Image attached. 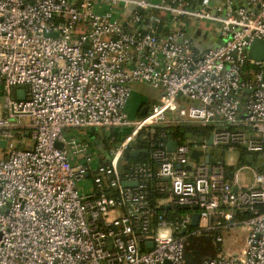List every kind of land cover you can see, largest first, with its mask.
Instances as JSON below:
<instances>
[{
	"label": "built area",
	"instance_id": "1",
	"mask_svg": "<svg viewBox=\"0 0 264 264\" xmlns=\"http://www.w3.org/2000/svg\"><path fill=\"white\" fill-rule=\"evenodd\" d=\"M191 28L231 37L195 45ZM254 40L264 41V0H0V264H188V236L214 232L222 244L237 228L243 248L201 264H264V61L245 51ZM138 84L162 94L131 122ZM131 125L109 160L74 135ZM187 125L212 129L182 142L161 133L142 150L147 162L122 161L141 131ZM212 149L245 156L233 170ZM151 192L166 197L158 206L192 212L167 221Z\"/></svg>",
	"mask_w": 264,
	"mask_h": 264
},
{
	"label": "trees",
	"instance_id": "2",
	"mask_svg": "<svg viewBox=\"0 0 264 264\" xmlns=\"http://www.w3.org/2000/svg\"><path fill=\"white\" fill-rule=\"evenodd\" d=\"M236 6L241 7L242 2L241 0H235ZM211 127H197V126H177L172 128H156L152 130H146L145 133H143V136L145 135L144 139H140L139 137L136 138V140L132 143L130 149L126 151L125 153V161L127 165L136 163V162H147L148 161V154L147 153H139L135 158L130 157L129 153L131 150H149V143L151 141H155L159 139V135L161 133H164L166 135V138L173 139L179 142L185 141L188 136H191L192 138L197 139H207L211 133ZM143 132V131H142ZM105 136V135H104ZM104 136H98V139L102 138ZM111 139L113 138V142H116L119 140L116 133L110 134ZM106 138H108L106 136ZM106 140V139H105ZM104 140V141H105ZM103 141V140H102ZM108 141V140H106ZM242 159L244 158L245 154L240 150L237 149ZM166 198L163 195L155 194L154 192L150 194L149 196V202L150 207L155 212V215H159L163 213L165 215V219L167 221H174L177 218H180L184 216L187 213L192 212V209L187 207H179V206H172L170 209H167L165 206H158V201ZM192 227L189 228V230ZM192 231V229H191ZM217 234L216 233H208L203 234L201 236H188L186 240V246H185V259L188 264H201L205 260L215 257L219 253L220 244L215 242ZM203 242V244L209 249V253L204 254L201 257H197V250L195 249L197 243ZM214 243V244H213ZM218 251V253H217Z\"/></svg>",
	"mask_w": 264,
	"mask_h": 264
},
{
	"label": "rangeland",
	"instance_id": "3",
	"mask_svg": "<svg viewBox=\"0 0 264 264\" xmlns=\"http://www.w3.org/2000/svg\"><path fill=\"white\" fill-rule=\"evenodd\" d=\"M212 45H213V43H211V45L209 43V45H207V46H212ZM133 89L136 92V94H138V95H134V98L130 104L131 107L129 109L130 110L129 112H128V107L126 106V111L128 112V114L130 116L131 122H134V121L142 118L141 113L144 109H146V112H145V115H146L150 111V109H152V106L158 104V102H159L158 98L162 94L161 91L152 89L151 87H149L148 85H145V84L135 85L133 87ZM139 98H142L144 100H148V104L150 106H144L143 108H142V106H139V109H137V111H136V115L133 118H131L132 112H134V108L137 105V99H139ZM128 127L127 128L124 127L119 131H112L111 133H116L117 137H115V139L116 138L119 139L122 137V135L124 133L128 132L131 129L132 130L134 129L133 128L134 126H132V125L128 126ZM145 131L146 130H144L143 132L141 131L139 133L140 134L139 136H141V137H139V136H137V137H139L140 139H144L145 135L143 136V133H145ZM84 132L86 133V130ZM98 133L101 137L104 135L105 136L103 137V139L102 138L100 139L99 144H101V145H99V147L96 149L97 155H99L101 157H105L107 160H109L111 157L110 156V149L112 148V145L115 144V142H113V138L111 139L110 134L107 135L102 130H99ZM106 136L108 138H106ZM105 139L108 141H106ZM116 142H118V140ZM238 154H239L238 151H236L234 153H226L224 156V159L227 163H232V164L236 165ZM220 155L221 154L219 153V151L215 150V157H220ZM3 156H4L3 151H0V158H3ZM124 159H125V157H124ZM238 179H239V183L241 185L248 186L250 183L251 174L246 170H241L238 172ZM89 183H90V181H89ZM82 187H83V185L81 183L79 185V188H82ZM244 242H245V232L243 229L237 228V229L231 231L229 234H226V236H223V243L220 246L219 252H227V253L229 252V253L235 254L236 252L240 251L243 248ZM195 249L198 251L197 255H196L197 257L198 256L201 257L204 254H207L210 252L209 249L203 244V242L201 243V241H200V243L196 244ZM217 253H218V251H217Z\"/></svg>",
	"mask_w": 264,
	"mask_h": 264
},
{
	"label": "water",
	"instance_id": "4",
	"mask_svg": "<svg viewBox=\"0 0 264 264\" xmlns=\"http://www.w3.org/2000/svg\"><path fill=\"white\" fill-rule=\"evenodd\" d=\"M231 35H228L226 38H221L220 34H209L207 36V39L210 43L213 44H217V46H222L225 44L226 41H228L230 39ZM246 51V56L247 59L250 61H254V62H262L264 61V41L261 40H254L251 45L247 48H245ZM232 57H235V53H231ZM23 93V91H22ZM19 99H24L23 94L21 95V97ZM146 109H144L141 113V116L143 117L145 115ZM96 132V129H87L86 133L89 136L90 139H93L94 133ZM189 137V136H188ZM207 144H211V141L209 140L207 142ZM6 145L5 141H0V147L4 148ZM58 148H62V145H56ZM176 147V142L174 141H168L167 143V150L169 152H173L174 149ZM139 153H146V151H138V150H132L130 151L129 155L132 158H135ZM198 154L197 153H193L192 157L193 158H197ZM247 163L248 164H252L253 163V157L252 156H248L246 158ZM122 161H124V158L122 159ZM208 161V159L206 160ZM136 183H131V182H122V187L124 188H130V187H135ZM198 220H199V216L197 214L192 216V220H191V226L195 227L198 224ZM152 247V245H151Z\"/></svg>",
	"mask_w": 264,
	"mask_h": 264
},
{
	"label": "crops",
	"instance_id": "5",
	"mask_svg": "<svg viewBox=\"0 0 264 264\" xmlns=\"http://www.w3.org/2000/svg\"><path fill=\"white\" fill-rule=\"evenodd\" d=\"M216 1V3H220L222 0H215ZM241 2H242V6H244L245 5V0H241ZM235 4H236V2H235ZM129 11H127L125 14H127ZM205 31V30H204ZM204 31H202L201 30V28H191V29H189V34H190V37H191V39H193V41H194V43H195V45H198V43H201V41H203L205 38L207 39V36L208 35H205V33H204ZM215 34H218V32L216 31V28H215ZM217 44H215V46H216ZM135 91H134V89H133V93H132V96H131V99H130V101H129V103L127 104V107H128V112L130 111L129 109H130V104H131V101L133 100V98H134V95H138V94H136V92L134 93ZM161 96V95H160ZM160 96H159V98H160ZM159 98H158V100H159ZM139 106H142V108L144 107V106H150L149 104H148V100H144V99H142V98H139V99H137V105L135 106V108H134V112H132V116H131V118H133L135 115H136V111H137V109H139ZM153 107V106H152ZM127 112V111H126ZM127 112V113H128ZM129 115V114H128ZM130 117V116H129ZM77 138H79V139H85V140H87L93 147H94V149H95V151H97L96 149L99 147V145H101V144H99L100 143V138L98 139V136H99V133H98V131L96 130V132L94 133V136H93V139H90L89 138V136L87 135V133H85L84 131L83 132H76L75 134H74ZM191 136H189L188 138H190ZM97 140V141H96ZM234 152H236V151H234ZM234 152H228V151H224V152H221V155H220V159H222V160H224V162L226 163V164H228V165H231L232 167V169L233 170H235V169H237L238 167H239V164H240V162H242V157L240 156V154H238V158H237V162H236V165L235 164H232V163H227L226 161H225V159H224V156H225V154L226 153H234ZM211 153H212V158L215 160V149H212L211 150ZM101 158V157H100ZM102 160H106V158L105 157H103L102 158ZM253 164V163H252ZM252 164H250V165H252ZM251 180V179H250ZM170 208V207H169ZM196 227V226H195ZM194 228V227H193ZM230 233V232H229ZM229 233H227V234H229ZM224 236H226V235H224ZM222 244L220 243V246H221ZM244 246V245H243ZM219 253H223V252H219ZM218 253V254H219Z\"/></svg>",
	"mask_w": 264,
	"mask_h": 264
}]
</instances>
